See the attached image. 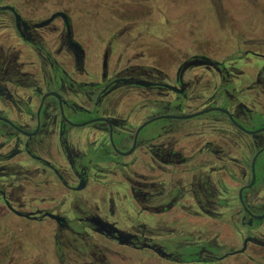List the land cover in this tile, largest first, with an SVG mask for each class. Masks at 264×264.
<instances>
[{"label":"flooded vegetation","instance_id":"af4514ba","mask_svg":"<svg viewBox=\"0 0 264 264\" xmlns=\"http://www.w3.org/2000/svg\"><path fill=\"white\" fill-rule=\"evenodd\" d=\"M21 5L0 0V264L264 261V16L172 46Z\"/></svg>","mask_w":264,"mask_h":264},{"label":"rangeland","instance_id":"374dc122","mask_svg":"<svg viewBox=\"0 0 264 264\" xmlns=\"http://www.w3.org/2000/svg\"><path fill=\"white\" fill-rule=\"evenodd\" d=\"M8 1H16L18 3L23 2L28 5V7L21 5V10L25 13L32 12V10L29 9V6L40 8V12L36 13V15H40L41 13H43V15L50 13L52 10L56 9L50 5L60 1L61 4H63L62 6H65L74 17L77 28L79 27L80 32L84 35L81 38L87 41H93L95 32L99 29V33L101 35L107 36L112 31V24L118 21L121 22L120 20L124 19V17L144 19L145 23H140L137 26L138 31L144 34V38L150 35L147 38L153 39V36L157 34L160 38L165 39L166 42L172 46V42L177 46H180L181 44L185 45V40H188L186 43H190L189 40H193L198 34L206 35V38L210 41L222 38L224 34L230 32L222 19L223 16L228 19L264 16V14L260 11L264 10V0ZM218 5L224 9V12L221 14H219ZM48 6H50V8L46 12L43 11L46 10L45 8ZM77 32L79 34L78 30ZM164 45V43L161 44L160 50L171 49L168 45L165 47ZM28 233V231L25 232L24 236ZM172 252L173 256L176 255L182 259H188L190 256L194 257L199 253L198 251L184 253L183 250L179 249H174ZM68 253L72 256H80L79 254H83L81 249L78 251L74 250L71 253L68 250ZM257 262L258 264H264V261L257 260ZM22 264L25 263L22 262Z\"/></svg>","mask_w":264,"mask_h":264},{"label":"water","instance_id":"95a60500","mask_svg":"<svg viewBox=\"0 0 264 264\" xmlns=\"http://www.w3.org/2000/svg\"><path fill=\"white\" fill-rule=\"evenodd\" d=\"M19 16V15H18Z\"/></svg>","mask_w":264,"mask_h":264}]
</instances>
